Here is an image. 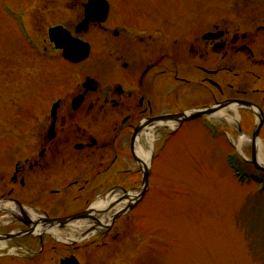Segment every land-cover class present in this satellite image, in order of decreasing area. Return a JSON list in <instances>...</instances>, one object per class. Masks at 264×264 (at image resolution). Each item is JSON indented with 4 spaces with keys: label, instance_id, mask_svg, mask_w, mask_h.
I'll use <instances>...</instances> for the list:
<instances>
[{
    "label": "rangeland",
    "instance_id": "obj_1",
    "mask_svg": "<svg viewBox=\"0 0 264 264\" xmlns=\"http://www.w3.org/2000/svg\"><path fill=\"white\" fill-rule=\"evenodd\" d=\"M86 1L0 0V159L4 158L6 163H0V175L5 172L10 175L24 148L27 152L26 143L32 144L35 139L38 129L35 111L39 116L44 115L49 100L59 92V95L72 92L90 67L87 61L70 64L59 58L53 48L46 49L52 47L49 28L58 23L75 27L84 16ZM114 1L112 9L117 15L124 0ZM138 1L150 4L152 0ZM188 1L169 0L157 5L161 9L166 4L168 9L185 11ZM235 2L239 0H216L219 16L222 15L219 7ZM7 5L18 10L8 13ZM256 7L243 8V12ZM13 13L22 19L16 20ZM96 53L95 46L88 61L95 63ZM216 121L223 131L236 130L237 137H243L245 143L237 154L249 171H260L249 161L251 128L241 135L236 122L231 123L225 117ZM214 136L210 137L207 125L200 120H189L163 139L161 154L153 162L150 189L131 210L132 225H125L127 214L116 221L110 235L104 238L102 259L92 250L96 242L93 246L89 241L84 243L88 245L78 252L86 255L90 252L89 264L99 261L101 264H264V194L257 193V184L237 182L223 160L224 153L230 149L225 135L217 132ZM259 144L264 153V139ZM259 163L264 167L261 157ZM134 165L135 162L131 166ZM261 172L264 174V170ZM138 180L137 177V182L133 181L129 188L135 189ZM38 195L20 199L39 201ZM47 204L54 206L53 202ZM242 229H246L245 234ZM116 233L118 236L114 238ZM54 244H47L41 264H59V256L66 251L53 248ZM23 260L6 257L0 259V264H27Z\"/></svg>",
    "mask_w": 264,
    "mask_h": 264
},
{
    "label": "flooded vegetation",
    "instance_id": "obj_2",
    "mask_svg": "<svg viewBox=\"0 0 264 264\" xmlns=\"http://www.w3.org/2000/svg\"><path fill=\"white\" fill-rule=\"evenodd\" d=\"M201 4L207 10L200 11ZM131 5L117 15L113 11L105 22L93 23L91 36L99 47L93 74L98 87L88 90L81 81L72 92L59 96L55 117H48L36 135L29 169L24 164L17 172L19 178L24 176V183L31 168L35 181L38 173L72 177L81 174L86 165L93 167L96 176L108 172L113 177L111 164H105L112 145L116 146L113 162L129 158L133 143L146 141L152 128L156 133L166 128V121L157 119L159 116L185 108L211 109L217 103L215 81L221 73L238 77L244 67H249L247 73L263 79L264 0H242L219 7L221 17L215 0L211 4L195 0L186 12L161 9L152 1L141 4L132 0ZM254 5L253 11L243 12V8ZM232 88L229 84L227 97L248 99L246 89L238 88L233 94ZM260 92L264 97V89ZM76 96L81 97L78 106L73 101ZM52 124L54 134L50 138ZM71 183L85 186L77 178ZM27 238L32 246L40 241L35 236Z\"/></svg>",
    "mask_w": 264,
    "mask_h": 264
},
{
    "label": "water",
    "instance_id": "obj_3",
    "mask_svg": "<svg viewBox=\"0 0 264 264\" xmlns=\"http://www.w3.org/2000/svg\"><path fill=\"white\" fill-rule=\"evenodd\" d=\"M87 12H88V8H87ZM96 10L94 9V10H92V14H90V13H87V16L89 17V18H91V19H94V18H98V13H96ZM87 21H88V19H86L85 21H84V23L82 24V27H87ZM54 29H56V28H54ZM53 30V29H52ZM50 31V34L52 35V32L53 31ZM63 33L64 32H62V31H58V32H55V35L58 37V36H60V35H63ZM66 33V32H65ZM67 34V33H66ZM67 37L66 36H64V38H61V40H60V42L62 43V44H64V46H66V44L68 43L67 42ZM88 51V50H87ZM143 165H144V168H145V175H144V183H143V188H142V190H140L139 191V193H138V195H137V198H140L142 195H143V193H144V191H145V189H146V187H147V175H148V170H149V167H148V165L147 164H145V163H143Z\"/></svg>",
    "mask_w": 264,
    "mask_h": 264
},
{
    "label": "bare ground",
    "instance_id": "obj_4",
    "mask_svg": "<svg viewBox=\"0 0 264 264\" xmlns=\"http://www.w3.org/2000/svg\"><path fill=\"white\" fill-rule=\"evenodd\" d=\"M233 108V107H232ZM221 115H227L228 116V118L230 119V120H232V121H234V120H236V118L239 116V113H238V111L236 110V108L235 109H225V110H223V111H221ZM239 150L242 148V146L244 145V143H245V141H244V139L243 138H241L240 137V139H239ZM141 155L144 157V158H146V160H147V157H146V154H145V149L144 148H142V150H141ZM261 159L262 160H264V155H262L261 156ZM117 197V195H115V194H113L112 196H111V199L113 200V199H115ZM105 200H107V199H105ZM104 203H105V201H104ZM11 208H13L14 206H13V204H12V206H10ZM77 228V227H76ZM6 241L5 240H2V241H0V246H2V247H4L5 245H6Z\"/></svg>",
    "mask_w": 264,
    "mask_h": 264
}]
</instances>
